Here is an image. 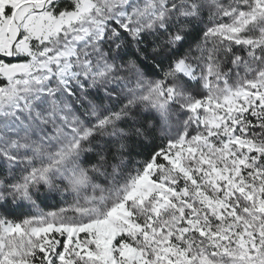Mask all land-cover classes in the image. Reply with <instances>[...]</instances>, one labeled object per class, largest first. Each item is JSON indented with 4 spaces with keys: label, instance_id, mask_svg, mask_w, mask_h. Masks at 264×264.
Instances as JSON below:
<instances>
[{
    "label": "snow or ice",
    "instance_id": "6c2138e0",
    "mask_svg": "<svg viewBox=\"0 0 264 264\" xmlns=\"http://www.w3.org/2000/svg\"><path fill=\"white\" fill-rule=\"evenodd\" d=\"M0 264H264V0H0Z\"/></svg>",
    "mask_w": 264,
    "mask_h": 264
}]
</instances>
